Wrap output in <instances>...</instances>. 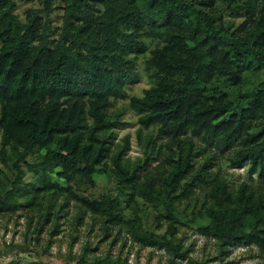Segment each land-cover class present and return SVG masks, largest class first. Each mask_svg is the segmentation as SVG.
Returning <instances> with one entry per match:
<instances>
[{"label": "trees", "instance_id": "trees-1", "mask_svg": "<svg viewBox=\"0 0 264 264\" xmlns=\"http://www.w3.org/2000/svg\"><path fill=\"white\" fill-rule=\"evenodd\" d=\"M217 1L241 22L229 27ZM141 57L150 85L130 95ZM253 64L264 66V0H0V162L11 171L0 216L25 212L35 244L91 216L104 237L125 230L173 264L186 257L185 218L218 256L264 249V78L246 86ZM129 108L135 156L117 134ZM223 161L247 163L251 178L232 185ZM99 171L113 178L107 193L94 191ZM25 246L6 245L19 255L0 264ZM96 249L87 241L60 264H128Z\"/></svg>", "mask_w": 264, "mask_h": 264}, {"label": "rangeland", "instance_id": "rangeland-1", "mask_svg": "<svg viewBox=\"0 0 264 264\" xmlns=\"http://www.w3.org/2000/svg\"><path fill=\"white\" fill-rule=\"evenodd\" d=\"M215 6L221 11L225 23L231 28L239 24L243 19V17L231 15L220 1H217ZM163 29L161 27V30ZM160 38L162 37L160 36ZM148 41L153 46L158 42V39L148 38ZM144 59V57H141L138 61V79L128 86L130 95L142 94L144 87L150 85L145 72ZM244 75L247 79L246 86L257 83L264 78V66L258 67L257 64H253L245 69ZM127 101L128 99L119 102V104ZM123 117L126 123L118 129V138L128 134L131 146L128 154L133 156L141 154V147L136 136V130L139 126L137 121L138 114L129 108ZM223 164L227 169L232 185L251 178L247 163L232 167L228 166L226 161H223ZM7 174H11L10 169L6 164L0 162V184L8 179ZM252 177L258 178L255 173L252 174ZM96 180L97 186L94 191L97 193H107L113 184V178L108 172L99 171L96 175ZM26 224V216L23 211L13 214L6 213L0 216V248L4 249L2 255H0V262H10L19 255L18 248L15 247L12 250L7 248L8 246L6 247V245L11 243H26V246H31L32 248L24 254L20 253L22 258L17 259L16 264H41V261L60 264L63 262V258H66L69 254H79L83 245L90 241L92 246H97V249L93 251L96 255L110 253L116 257L121 254L123 257H127L128 264L174 263L172 254L164 247L144 245L134 240L131 236L125 238L124 236L127 233L125 230L118 235V239L114 242L117 227L113 229V233L110 236L104 237V234L100 231V222L94 220L91 216H87L84 223L76 229L73 226L65 225V229L55 235H50V228L48 231H43L38 244H35L32 230L26 234ZM178 235L184 236V246L187 249V253L186 257L177 259V264H202L205 260H208V264H264V249L254 243L235 244L224 255L218 256L219 248L216 239L198 230L195 223L190 225L186 218L184 223L180 225ZM73 236H75V239ZM50 239H53V243L46 252H42L47 247Z\"/></svg>", "mask_w": 264, "mask_h": 264}]
</instances>
